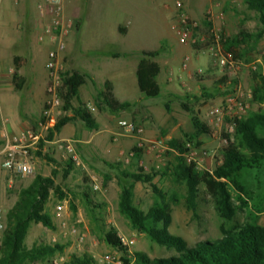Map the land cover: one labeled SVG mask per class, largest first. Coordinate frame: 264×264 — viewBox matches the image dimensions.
I'll return each instance as SVG.
<instances>
[{
  "label": "rangeland",
  "instance_id": "rangeland-1",
  "mask_svg": "<svg viewBox=\"0 0 264 264\" xmlns=\"http://www.w3.org/2000/svg\"><path fill=\"white\" fill-rule=\"evenodd\" d=\"M184 2L185 11L199 24L198 29L193 33L196 43L189 45H183L179 41L177 32L179 13L175 0H65L66 18L79 22L78 18L74 17V10L80 9L82 20L80 32L78 33V27L71 33V35L77 34L71 38L72 41L67 44L66 49V52L70 51L74 58L76 69H79L85 61L88 62V59H96L97 52L106 54L159 50L160 55L156 61L161 63L163 72L159 77L161 94L156 98H147L140 91L136 73L133 72L135 60H140L141 57L133 56L127 67H121L120 60L111 61L115 65L114 72L107 74L103 71L101 76H109L117 85L116 96L120 101L138 102L137 107L120 114L99 110L94 102L97 90L94 91L91 86L87 89L84 85L80 88L79 100L73 101V109L68 115L74 117L75 110L81 106L86 107L100 123L99 131H89L82 121L76 120L64 128L53 142H46L43 148H40V142L30 147L37 174L51 177L56 171V185L66 196L61 199L52 191L46 205L45 211L50 215L55 229L33 223L25 239L27 248H32L34 244L64 245V252L54 257V264L67 262L72 256L83 255L92 256L98 264H123L124 255L106 244L96 227V218L106 226L114 228L119 238L134 242L127 247L131 256L138 252L146 254L151 259L174 256L176 254L174 250L160 246L146 234L134 230L130 221L120 213L121 183L126 184L128 181L119 179L118 172L112 170L108 164L119 163L124 169L131 171L143 168L147 173H151L153 169L161 170L168 167L178 156V152L169 147V142L173 139L184 140L186 135L194 132L191 115L185 112L179 100L172 96H201L203 88L214 91L217 87L222 89V92L214 99L190 102V107L212 131L211 135H203L199 138L201 145H194V162L197 163L200 171H214L222 163L220 151L227 145L224 136L229 135L231 140H234V132H228V126H232L230 122L235 118H246L249 112L264 107V104H253L251 100L252 88L256 82L254 74L264 71V38L255 48L242 45L239 49L226 51L223 45L224 51L240 66L236 80L241 86V92L237 93L235 87H229L231 92L229 95H226L225 91L231 83L228 82L227 86L218 83L224 77L219 68L214 66L206 46L210 38L206 19L209 11L213 14L212 29L225 42L242 31L257 33L261 28L257 14L247 10L244 0H184ZM15 3L16 6L19 4ZM15 3L12 2V8L15 7ZM4 9H7L5 0L0 3V56L10 62L12 55L17 52L13 45H9L1 38L7 26L4 22ZM118 23L128 28L127 36L119 34ZM204 39L206 41H203ZM239 52H243L242 56L235 57L234 53ZM186 57H189L190 61L184 69L183 62ZM164 60L168 63H163ZM40 64H37L38 68L42 66ZM64 66L66 70L64 77L76 73L68 68L66 57H64ZM167 66L172 70L167 74L168 82L164 84ZM200 70L202 73H199ZM171 77L173 79L169 81ZM67 94L63 81L60 89L61 115L58 118L65 115L63 106ZM237 97H241L248 104L247 111L242 115H236V111L231 113L227 111L228 100ZM168 102L171 113L166 109ZM33 108V117H39L38 99L33 104ZM213 108H219L224 112V121L220 125L214 124L208 116ZM123 120H133L143 127L144 134L138 137L126 133L120 125ZM47 134L48 132L43 133L44 140ZM63 142L71 143L80 163V165L75 163L73 171L67 178L65 177L66 162L72 156L60 149ZM30 144L31 142L28 143ZM136 148L142 150L140 158L134 157ZM108 151L110 153H107ZM37 152H41L42 156L40 157ZM45 156L53 158L57 163L49 162ZM94 177L98 180V190L93 188ZM262 179L264 181V175ZM32 181L33 179L10 175L0 163V222L5 226L8 212L17 202L21 190L27 188ZM249 181L255 195H258L261 188L255 178L250 177ZM153 184L163 192L169 195L176 194L179 197V203L172 204L170 227L172 234L184 238L191 246L220 235L222 220L218 217L213 199L205 187H200L198 216L195 217L186 207L183 186L161 177H156ZM231 192L234 197L238 194L232 186ZM84 193H88L92 202L101 207L95 214L89 210ZM155 197L151 184L141 182L136 184L134 202L137 207L148 211ZM234 201L240 206L237 199ZM248 202L250 210L244 208L238 211L235 222L244 224L247 221H255L258 225L264 226V211L258 212L253 207V201L248 200ZM72 205L76 207V212L73 211ZM59 208L62 213L60 218L57 217ZM73 229L80 236L85 235L84 241H79V236L72 234ZM130 264L137 263L132 259Z\"/></svg>",
  "mask_w": 264,
  "mask_h": 264
},
{
  "label": "trees",
  "instance_id": "trees-1",
  "mask_svg": "<svg viewBox=\"0 0 264 264\" xmlns=\"http://www.w3.org/2000/svg\"><path fill=\"white\" fill-rule=\"evenodd\" d=\"M244 4L247 10L257 14L261 28L254 34L242 31L239 35L227 40L223 44L226 51H232L233 48L239 49L242 45L255 48L264 38V0H244ZM207 26L210 38L206 46L209 47L213 41L212 23L207 21ZM242 54L243 52L234 53V56L241 57ZM159 55V50L143 51L138 64V87L147 98H156L162 91L158 81L162 68L156 61ZM21 60V58H15L16 71L13 81L17 91L22 89L24 81L19 74ZM88 78L90 76L87 73L67 74L64 77L63 81L68 91L63 106L65 115L58 118L55 126L48 131L45 140L40 141V148H43L46 142H53L64 127L76 120L82 121L89 131H99L100 124L84 106L75 110L74 117L68 116V112L73 109V101L79 100L80 88L86 84ZM254 78L256 82L252 88L251 100L253 104L262 105L264 104V71L255 73ZM228 82V79L224 77L218 83L227 86ZM229 83L231 84L227 86L226 95L231 93L229 91L231 87L238 85L237 80ZM221 92L222 89L217 87L214 91L203 88L201 96H172L179 100L182 109L191 115L194 132L186 135L184 140L173 139L169 142V147L177 151L178 156L165 169H153L151 173H147L143 168L131 171L124 169L119 163L108 164L112 170L118 172L119 179L128 181L126 184L121 183L120 213L130 221L134 230L146 234L158 245L174 250L176 253L174 256L154 259L141 252L131 256L115 229L106 226L96 218V227L106 244L124 255L123 264H130L132 259L137 264H264V226L258 225L255 221H247L244 224L235 222L238 211L244 208L250 210L248 200L253 201V207L258 212L264 211V181L262 179L264 175V107L249 112L246 118H235L230 122L234 127V140L232 141L229 135L224 136L227 145L220 151L222 163L214 171H200L196 162L189 164L185 158V154L189 151L188 144L192 147L201 145L199 138L212 134L210 128L190 107L191 100L209 101ZM94 102L99 110H106L112 114L129 112L138 105V102L120 101L115 96L111 82H106L104 89L98 91ZM166 109L169 113L172 112L169 102L166 104ZM140 153L142 154V150L136 148L134 157L140 158ZM37 154L42 156L41 152ZM45 158L51 163H57L49 156ZM74 165L72 158L66 162V178L73 171ZM56 175V171L51 177L37 175L27 188L21 190L17 202L7 215L6 229L0 244V264H54V257L64 252L65 246L57 243L54 245L34 244L32 248H27L25 245V239L33 223L55 229L50 215L45 211L46 205L52 191L57 193L61 199L66 197L62 189L56 185ZM156 177L168 178L174 184L185 188L186 207L195 217L198 216L200 187H205L213 199L218 217L222 220L220 235L199 241L191 246L184 238L172 234L170 232L172 204H178L180 200L176 194L169 195L153 184ZM250 177L255 178L261 188L258 195H255L250 187ZM138 182L151 184L154 190L155 201L148 211H143L135 205V186ZM231 186L238 193L236 197L231 192ZM84 196L93 214L101 209L98 204L92 202L88 193H84ZM235 199L240 202V206L235 204ZM72 209L77 211L74 205ZM61 264L98 263L92 256L83 255L72 256L69 261Z\"/></svg>",
  "mask_w": 264,
  "mask_h": 264
},
{
  "label": "crops",
  "instance_id": "crops-1",
  "mask_svg": "<svg viewBox=\"0 0 264 264\" xmlns=\"http://www.w3.org/2000/svg\"><path fill=\"white\" fill-rule=\"evenodd\" d=\"M2 1L3 0H0V3ZM12 2H17L19 4L16 6L15 3V7L12 8ZM5 3L7 9L3 10V14L5 17L4 22L7 26L3 32L4 34H1V38L2 40L4 39V41H6L9 45H13L17 53L12 55L10 62H8V60L3 56H0V113L3 118V122L0 124L1 165L3 164V150L6 139L22 133L31 126L37 127L40 120L42 119V114L47 100L46 89L48 83V71L46 64L48 53L51 49V43L49 39L46 38V36H44L43 40H41V36H43L44 33V27L50 21L47 11L48 0H5ZM63 4L66 12L67 9L65 6V0H63ZM40 6H42L45 10L44 15H42ZM74 17L78 18L79 21V33L82 27L80 9L74 10ZM17 23L18 25L20 24L19 27ZM117 26L119 34L123 36H127L129 34L127 27L123 26L121 23H118ZM76 34L77 33L71 35L68 38L67 44H70V41H72L71 38ZM143 51L150 52L152 50ZM143 51L137 50L133 52L106 54L97 52L96 59H88V62L85 61L79 69L74 67L75 60L72 57L70 51L65 52L64 57H66L68 68L72 72L89 74L90 78L87 79L85 86H87V89H89L88 87L91 86L93 90H97L98 93V91L104 89L106 82H113L109 76H101L103 71H106L107 74L114 72L115 65H113L111 61L120 60L121 62L119 63H121V67H127L133 56L139 55L142 58ZM15 58L22 59L20 61L19 74L24 78V81L20 91H17L13 81V75L16 71ZM140 60H135L134 64L133 72L136 73V77ZM40 63L42 66L38 68L37 64ZM163 63L167 64L168 62L167 60H164ZM159 64L161 65V63ZM171 70L172 69L169 68V66L165 68V76L163 79L164 84L168 82L167 74ZM112 84L114 86V93L116 96L117 85H115L114 82ZM36 99L39 100L38 111L40 112V115L37 118L33 117L32 115V111L34 110L33 104L35 103Z\"/></svg>",
  "mask_w": 264,
  "mask_h": 264
},
{
  "label": "built area",
  "instance_id": "built-area-1",
  "mask_svg": "<svg viewBox=\"0 0 264 264\" xmlns=\"http://www.w3.org/2000/svg\"><path fill=\"white\" fill-rule=\"evenodd\" d=\"M175 6L177 12L179 13L177 32L180 43L183 45L196 43L193 39V33L198 29L199 24L185 11L184 0H175ZM40 7L42 15H44L45 10L42 6ZM47 11L50 21L44 27V33L43 36H41V40H43L44 36H46L51 43V49L48 53L46 64L48 71V83L46 89L47 100L42 114L44 121L41 119L37 127L31 126L22 133L7 138L3 150L4 160L2 167L10 175L18 176L22 179H34L38 175L33 162V156L29 149L30 147L37 145L42 139L44 140L43 133L48 132L51 128H53L58 120V117L61 115L60 108L62 107V99L60 96V89L63 85L64 74L66 72L64 66V54L67 49L68 38L73 31L77 30L79 26L78 22L66 18L63 0H48ZM212 18L213 14L209 11L206 19L211 22ZM212 33L213 41L208 47V52L212 56L214 66L219 68L223 77H226L229 82L236 80L240 71L239 64L231 55L224 51L223 43L225 41L222 37H220L214 29H212ZM203 41L206 40L204 39ZM189 61V57L184 59V69L187 68ZM199 73H202V70H200ZM172 79L173 78L171 77L169 81H172ZM235 90L237 93H240L241 86L237 85ZM247 109L248 104L241 97L230 98L228 100L227 111L229 113L236 111V115H242L247 111ZM208 116L216 125H220L224 121V112L219 108H213ZM2 122L3 118L0 113V124ZM120 125L124 131L130 135L140 137L144 134L143 127L135 124L132 120H123L120 122ZM228 132L233 133L234 127L228 126ZM29 142H31L30 145H28ZM187 147L189 148V151L185 154V158L187 159V162L191 164L194 162L195 152L191 144H188ZM60 149H63L67 153L71 154L74 162L80 165L78 157L75 154V150L70 142L61 143ZM107 153H110V151ZM10 182H12V180H10ZM93 188L94 190L99 189L98 180L95 177L93 178ZM58 210L59 212L57 213V217L60 218L62 216L61 208ZM5 229V224L0 222V243L3 240ZM72 234L79 236V241L81 242L85 239V235L80 236L75 229L72 230ZM121 241L126 247H130V245L134 243L133 241H126L123 238H121Z\"/></svg>",
  "mask_w": 264,
  "mask_h": 264
}]
</instances>
